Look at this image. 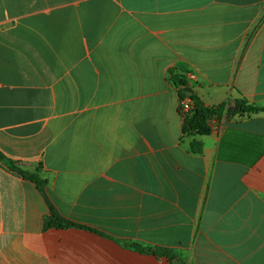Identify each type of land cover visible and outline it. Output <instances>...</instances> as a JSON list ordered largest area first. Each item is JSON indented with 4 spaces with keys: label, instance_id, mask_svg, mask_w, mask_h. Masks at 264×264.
Listing matches in <instances>:
<instances>
[{
    "label": "crops",
    "instance_id": "0c3cea01",
    "mask_svg": "<svg viewBox=\"0 0 264 264\" xmlns=\"http://www.w3.org/2000/svg\"><path fill=\"white\" fill-rule=\"evenodd\" d=\"M171 73L225 104L209 135ZM239 92L264 108V0H0V154L46 182L0 161V264H264V112L229 118Z\"/></svg>",
    "mask_w": 264,
    "mask_h": 264
},
{
    "label": "trees",
    "instance_id": "16d2710c",
    "mask_svg": "<svg viewBox=\"0 0 264 264\" xmlns=\"http://www.w3.org/2000/svg\"><path fill=\"white\" fill-rule=\"evenodd\" d=\"M170 80L173 85L178 89V94L180 100L188 99L191 102V109L187 112H182V106L179 104V111L183 117V134L188 137L194 136H206L212 132L211 123L213 121H220L224 111L225 104H219L217 106L208 107L203 104V102L193 93L191 97H187L185 95V91H191L190 88L186 85V82L177 76L176 74H172L170 76ZM184 86L183 89L180 86ZM264 112V108L257 107L248 102V100L239 92V98L235 99L234 106L232 110L229 111L228 117H234L235 115H244L250 113H260ZM202 142L197 140H193L190 143L191 152L194 154L202 153ZM0 161L4 163L10 170L17 171L22 177L28 178L32 182H34L38 188L42 191L45 185V181L39 179L35 174H30L26 171L18 169L14 163L10 160L5 159L0 154ZM51 209V217L46 222L45 227L49 226H57L60 228L74 226L72 222H69L59 215H57L52 208ZM148 252L158 255L165 256L169 259H173V255L169 250L165 249H147Z\"/></svg>",
    "mask_w": 264,
    "mask_h": 264
},
{
    "label": "built area",
    "instance_id": "2783aa9c",
    "mask_svg": "<svg viewBox=\"0 0 264 264\" xmlns=\"http://www.w3.org/2000/svg\"><path fill=\"white\" fill-rule=\"evenodd\" d=\"M180 105L182 106V112H187L191 109V102L188 99L180 100Z\"/></svg>",
    "mask_w": 264,
    "mask_h": 264
},
{
    "label": "water",
    "instance_id": "95a60500",
    "mask_svg": "<svg viewBox=\"0 0 264 264\" xmlns=\"http://www.w3.org/2000/svg\"><path fill=\"white\" fill-rule=\"evenodd\" d=\"M182 87V89H183V85L182 86H180V88ZM192 92L191 91H185V95L187 96V97H191L192 96Z\"/></svg>",
    "mask_w": 264,
    "mask_h": 264
}]
</instances>
